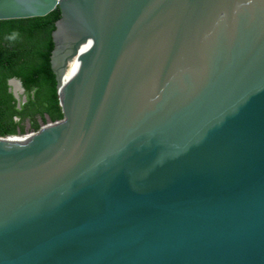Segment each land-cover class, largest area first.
<instances>
[{"label":"water","instance_id":"1","mask_svg":"<svg viewBox=\"0 0 264 264\" xmlns=\"http://www.w3.org/2000/svg\"><path fill=\"white\" fill-rule=\"evenodd\" d=\"M57 9L64 120L0 138V264H264V0H0V21Z\"/></svg>","mask_w":264,"mask_h":264},{"label":"trees","instance_id":"2","mask_svg":"<svg viewBox=\"0 0 264 264\" xmlns=\"http://www.w3.org/2000/svg\"><path fill=\"white\" fill-rule=\"evenodd\" d=\"M60 19L57 9L43 18L0 21V138L26 135L27 125L37 133L42 125L64 120L51 61ZM14 79L25 90L20 101L9 85Z\"/></svg>","mask_w":264,"mask_h":264},{"label":"rangeland","instance_id":"3","mask_svg":"<svg viewBox=\"0 0 264 264\" xmlns=\"http://www.w3.org/2000/svg\"><path fill=\"white\" fill-rule=\"evenodd\" d=\"M14 90L17 91L16 88H14ZM26 130H27L26 134H32L33 133L30 131L29 125H27Z\"/></svg>","mask_w":264,"mask_h":264},{"label":"clouds","instance_id":"4","mask_svg":"<svg viewBox=\"0 0 264 264\" xmlns=\"http://www.w3.org/2000/svg\"><path fill=\"white\" fill-rule=\"evenodd\" d=\"M11 90H12V88H11ZM21 96V95H20ZM32 134H36L35 132H33ZM27 135H31V134H26V135H23V136H18V137H25V136H27Z\"/></svg>","mask_w":264,"mask_h":264},{"label":"built area","instance_id":"5","mask_svg":"<svg viewBox=\"0 0 264 264\" xmlns=\"http://www.w3.org/2000/svg\"><path fill=\"white\" fill-rule=\"evenodd\" d=\"M31 135H34V134H31ZM27 136H29V135H27ZM27 136H25V137H27ZM24 138V137H23Z\"/></svg>","mask_w":264,"mask_h":264},{"label":"flooded vegetation","instance_id":"6","mask_svg":"<svg viewBox=\"0 0 264 264\" xmlns=\"http://www.w3.org/2000/svg\"><path fill=\"white\" fill-rule=\"evenodd\" d=\"M14 89V88H13ZM24 101V100H23ZM29 128H30V126H29Z\"/></svg>","mask_w":264,"mask_h":264}]
</instances>
